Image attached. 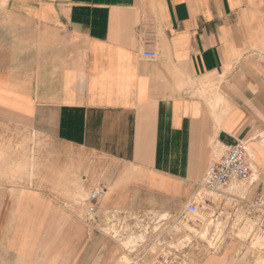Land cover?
I'll use <instances>...</instances> for the list:
<instances>
[{"label": "crops", "instance_id": "obj_1", "mask_svg": "<svg viewBox=\"0 0 264 264\" xmlns=\"http://www.w3.org/2000/svg\"><path fill=\"white\" fill-rule=\"evenodd\" d=\"M238 143L259 179L248 209L264 191V0H0V264H118L108 220L185 209ZM263 254L231 241L191 264Z\"/></svg>", "mask_w": 264, "mask_h": 264}, {"label": "rangeland", "instance_id": "obj_2", "mask_svg": "<svg viewBox=\"0 0 264 264\" xmlns=\"http://www.w3.org/2000/svg\"><path fill=\"white\" fill-rule=\"evenodd\" d=\"M252 181L230 183L232 188L239 191V198L235 200L224 196V189L229 184L220 193L202 189L199 193L201 197L193 201L199 204V213L187 221H180L183 208L177 212L161 213L140 210L125 213L119 221L108 220L105 233L118 242L124 252L118 264H191L221 250L231 241L264 252V191L261 207L253 206L256 199L248 209L242 208L239 202L247 189L252 188L250 186L257 187L259 179L253 176ZM201 201L207 205H200ZM225 201L227 208H235V216L227 210L221 213L218 222H212L206 212L208 205L216 210ZM258 258L257 263L264 264V254Z\"/></svg>", "mask_w": 264, "mask_h": 264}, {"label": "built area", "instance_id": "obj_3", "mask_svg": "<svg viewBox=\"0 0 264 264\" xmlns=\"http://www.w3.org/2000/svg\"><path fill=\"white\" fill-rule=\"evenodd\" d=\"M143 57L154 59L156 58L155 52H144ZM253 172L250 166L247 163V154L243 144H236L233 146L224 156H222L217 162L210 165L207 169L206 176L204 179L203 187L205 190L210 193H220V191L225 188L228 184L234 181H252ZM255 180L252 181L254 183ZM103 194L102 189L94 190L88 202L91 204L90 212L92 216L96 211V204ZM201 204H205L201 201ZM255 208L261 207L262 204V195H259L253 203ZM209 208L206 209V212L209 214V219L216 223L221 219V213L213 210L214 208L211 205H208ZM199 210V204L190 203L183 210L180 221H187L194 218ZM94 221V219H92ZM112 222H115L112 221Z\"/></svg>", "mask_w": 264, "mask_h": 264}, {"label": "bare ground", "instance_id": "obj_4", "mask_svg": "<svg viewBox=\"0 0 264 264\" xmlns=\"http://www.w3.org/2000/svg\"><path fill=\"white\" fill-rule=\"evenodd\" d=\"M199 197H201V196H199ZM198 213H199V210H198ZM198 213H197V215H198ZM197 215H196V216H197ZM203 236H204V235H203Z\"/></svg>", "mask_w": 264, "mask_h": 264}]
</instances>
